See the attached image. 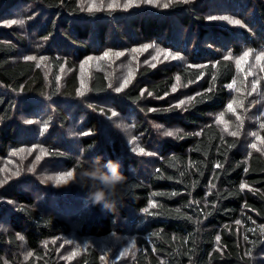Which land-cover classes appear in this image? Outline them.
Listing matches in <instances>:
<instances>
[{"label": "trees", "instance_id": "trees-1", "mask_svg": "<svg viewBox=\"0 0 264 264\" xmlns=\"http://www.w3.org/2000/svg\"><path fill=\"white\" fill-rule=\"evenodd\" d=\"M212 1L171 4L158 12L147 5L89 12L81 9L79 0H0V18L5 10L23 2L46 9L41 21H30L28 31L34 50L39 47L49 55L53 71L48 86L35 60L15 61L20 49H32L20 28L5 31L0 27V181L7 178L0 183V264H66L58 259L57 238L72 230L65 215L73 217L85 208L88 215L78 221L86 222L81 230L88 238L116 234V217L124 220L129 213L138 214L137 251L126 264H264V115L251 110L260 83L256 73L238 70L234 56L224 59L215 49L218 44L223 49L233 47L235 55L248 49L258 55L264 52V0H245L241 9L240 0H224L228 7L223 12H211ZM209 13L235 15L244 26L209 21ZM109 26L111 31H106ZM95 29L102 40L112 31V38L119 41L134 39L132 34L137 40H153L168 51L170 59L145 67L140 80L120 92L104 71H95L88 88L96 102L80 106L76 70L63 88L57 73L64 63L75 69L97 50ZM233 31L240 32L243 42L231 43L237 38ZM219 35L229 38L221 43ZM60 40L64 42L61 46ZM212 43L208 48L206 44ZM172 55L178 58L173 60ZM238 73L245 79L242 94L251 98L242 105L247 119L241 127L225 131L212 115L227 108L234 95V87L228 85L236 82ZM177 77L192 96L182 109L167 99ZM59 100L64 105L74 101L73 110L80 111L76 118L84 120L81 131L70 130L75 138L66 134L81 144V155L71 144L53 147L60 137L49 133L53 128L48 127L49 118L56 114L60 126L69 131L66 125L71 116ZM103 101L124 116L139 118L138 130L147 140L152 137L150 142L155 145L150 158L130 154L116 139L101 145L102 115H109L102 109ZM149 114L156 122L181 131L175 137L160 136L158 127L143 116ZM27 120L34 123L27 124ZM45 125L47 130L42 131ZM244 140L255 142L256 147L248 151ZM36 142L51 150L47 159L52 166L70 168L76 175L96 157L102 158V166L109 160L119 161L126 177L122 204L108 212L87 199L86 188L63 190L48 184L39 176L46 160L38 158L35 163L24 153ZM19 149L24 151L13 155ZM30 162L39 167L25 171ZM50 201L57 204L55 209ZM65 201L71 206L66 208ZM117 227L121 232L122 226ZM81 247L74 264H101L92 239Z\"/></svg>", "mask_w": 264, "mask_h": 264}, {"label": "rangeland", "instance_id": "rangeland-1", "mask_svg": "<svg viewBox=\"0 0 264 264\" xmlns=\"http://www.w3.org/2000/svg\"><path fill=\"white\" fill-rule=\"evenodd\" d=\"M242 2V6L238 9H241L244 7L245 0H240ZM95 3L97 6L96 10L98 11H105V10H115V9H131L134 8L136 5L124 8L123 4L125 0H119V7H113L109 8L108 3L110 0H104L103 6L100 7V0H86L85 3H81V0H79L80 7L83 11H88V6L91 3ZM162 2H166V0H162ZM143 6V4L139 5ZM150 9L158 11L166 10L167 8H164L162 6H156V5H147ZM227 4L224 2V0H213L211 2L210 11L216 12V11H224L226 9ZM232 7H235V5H232ZM154 8V9H153ZM36 12L38 14L36 15ZM46 12V9L41 8L39 5L30 3V2H23V4L20 6V4L16 7L9 8L6 12V10L2 13V16L0 18V27L4 28L5 31L7 29H16L20 28L23 34L27 38V42L30 45L31 49L22 48L23 51L19 50V53L17 57L14 59L22 60L25 59L26 56H34L36 57L35 62L38 66L42 67L45 76L47 78V85L49 86V79H52L53 71L51 70L52 62L51 59L48 57L49 55L43 52L42 50L38 48H35L34 50V44L32 40H30V33L28 31V26L30 21H41L43 17V13ZM211 13H209L210 16ZM36 15V16H35ZM223 16H228L231 18H238L235 15L232 14H226L223 13ZM13 19H23L25 23L23 25H11L9 26L7 24V21L13 20ZM45 21L44 19L42 22ZM42 24V23H41ZM228 25H231L228 23ZM111 26L107 28L106 31H111ZM24 30V31H23ZM114 31H112L113 33ZM235 32V33H233ZM233 35L236 34L237 38L235 41H231L232 44H237L243 42V39L240 36V32L233 31ZM110 33L111 35L109 37H105L104 40L100 39L98 36L96 29L94 32V37L97 43H99L97 50L93 54H88L87 58H84L83 60L78 62V66L74 69L73 66L64 63L63 66L60 68L59 73H57V79L58 84L61 88L64 87L66 81L72 74H74L75 70L78 73V79H79V87L77 89V95L78 100L77 103H79L80 106H83L84 103L94 104L96 101H93V95L91 94V90L88 88L92 83V77L94 76V72L97 70L104 71L109 78L113 80V86L114 89L117 87H121L122 85V91L126 90L129 85L133 83V81H139L140 76L142 74V71L147 66L155 67L157 65H163L165 62L170 59L168 51L162 47L157 42H154L153 40L146 41V40H137L136 36H134V39L129 38L125 41H119L117 38H112V36L115 35V33ZM232 35V36H233ZM220 42L223 43L225 40H227L229 37L224 38L221 35ZM99 38V39H98ZM98 39V40H97ZM213 39V38H212ZM5 40H13L12 38H9L8 36H5ZM35 43H38L37 40H34ZM198 43L197 38H195V44ZM64 42L60 40L59 45H63ZM230 44V45H232ZM145 45H153L154 47L145 48ZM208 48H212L214 44L212 43L211 46L209 44H206ZM215 49L218 50L219 54H222L223 56H228L231 54V56H234L237 60L239 59V63H237L238 70L244 69L245 71H252L257 74L258 81L260 83V91L258 92V96L253 102L251 109L254 113H264V80L261 83L260 77L263 79L264 77V58L257 60L256 57L258 56L257 53H250L249 58H242L243 53L240 52L237 55L234 54V51H231L233 47L230 49H223L218 44L215 45ZM135 50V51H134ZM33 51V52H32ZM108 53V56H105L104 54ZM117 53H122V55H117ZM167 54V59H165V55ZM59 56L61 54L58 53ZM210 61L215 60V58L209 59ZM197 62V61H194ZM125 81H127L125 85ZM138 82H135V85ZM245 84V79L238 73V77L236 79V82L233 84L234 87V95H232L229 99V103L235 101L233 103V109L234 111H230L228 108L222 109L218 114L215 113L212 115L214 120H217L221 123V126L223 130L225 131H232L231 129L233 127H241L242 122H244L247 118L243 116V110L242 105L243 103L251 98H249L246 95H243V85ZM238 85V86H237ZM240 85V87H239ZM83 92V95H80V93ZM117 92V91H116ZM168 100L173 99L174 102L180 104L181 101H185L183 105H181V109L186 107V105L189 103V101L192 99V96L190 93H186V91L183 88V84L181 80H177L175 86L172 89L171 95L167 96ZM106 99V98H103ZM111 100V99H109ZM99 101V100H98ZM105 102V101H103ZM59 103H61V107L65 113H69L70 120L67 126L68 130L65 129V127H61L59 124V119L56 117V114L54 116H51L49 118V125L52 126V130L49 133L56 132L59 134L60 141L57 142V145H53V147L57 148L60 143H67L71 144L73 146V149L78 152L79 155H81L82 148L81 144L77 143V141H74L71 138H75V135L72 133V135H69L71 132L70 130L73 128V131H81L83 126V119L78 120L76 118V115L80 114V111L75 107V102L70 101L66 103L65 105L62 104L61 100H59ZM53 104L57 105L55 102ZM59 105V104H58ZM58 107V106H57ZM250 108V107H249ZM104 111L106 110L109 115L103 114L102 115V126H100V131L102 132V142L101 145L104 146L105 144H110L113 140H119L121 143H123L126 147V150L136 156H140L137 152H134L132 149L136 145H139L140 147L144 148L145 150H148L146 156L150 158L154 154V143L152 140V137L146 139L147 137L141 134V132L137 128V123L139 121V118L134 115H128L124 116L118 110L116 107H114L113 104H110L109 102H105L102 108ZM55 111V109H52ZM102 110V111H103ZM105 111V112H106ZM115 112L117 115L113 116L112 113ZM146 118V122L150 121L155 127L159 125L158 132L162 133L160 136L163 135L164 131H172L174 132L173 136L175 137L178 132L181 131V129L177 126H168L164 125L160 122H156L153 117L149 115H143ZM222 116V118H221ZM239 117V119H237ZM34 121V120H33ZM232 127V128H231ZM180 130V131H179ZM69 133V134H68ZM76 133V132H74ZM69 135L71 138H69ZM135 137V141L133 143H130L132 138ZM242 139V138H241ZM257 139L254 141L256 142ZM70 141V143L68 142ZM253 141L244 140V144L246 146V149L249 151L253 147H251L252 144H255ZM51 149V148H50ZM264 152V148L261 149ZM50 151L48 148H45L41 145L40 142H36V144H33L29 147L28 150H25L24 153L29 155V161L33 160V162L37 161L38 158H42L46 160V163L42 164L40 166L41 170H39V176L44 179L48 184L52 185L53 187L57 189H67V190H78L80 186L78 184L74 183V179L76 177V174L73 173V178L67 180L66 183H57L55 179L48 180L47 177H57L62 173H66L68 171H72L70 168L62 167L61 165L56 164L55 166H52L50 164V160L47 159V157L50 156ZM141 159V158H140ZM48 160V161H47ZM33 162H30L29 164L24 166L25 171H31L39 166L34 164ZM49 162V163H48ZM40 165V164H39ZM27 169V170H26ZM73 172V171H72ZM136 172V171H135ZM140 173V172H138ZM49 205L51 206V209H55L57 207L56 205H52V201L49 202ZM64 205L66 208L70 207V203L65 201ZM63 207V206H61ZM64 209V208H63ZM65 211H69V209H65ZM93 213V211H90ZM79 215V216H78ZM88 215L87 209L84 210L81 209L79 214H74L73 217H69V215H65L67 217V220L69 223L72 224V230L69 234L60 235L57 238L58 241V247H57V253H58V259L64 261L66 264H74L77 260H79L81 251H82V245L84 244L86 239H92V242L95 244L96 249L99 251L101 264H126L128 263L132 256L136 254L137 251V244L135 241V237L140 232L139 220H138V214L137 213H129L128 216L123 220L120 217H116L114 219L116 228L119 229L117 226H122L121 232H117L115 230L114 232L116 234L110 233L106 237L101 238H88L87 234H84L82 232V228L86 225V222L80 224L78 219L81 217H85ZM129 217V218H128ZM89 218V216H88ZM83 225V226H82ZM95 241V242H94Z\"/></svg>", "mask_w": 264, "mask_h": 264}, {"label": "clouds", "instance_id": "clouds-1", "mask_svg": "<svg viewBox=\"0 0 264 264\" xmlns=\"http://www.w3.org/2000/svg\"><path fill=\"white\" fill-rule=\"evenodd\" d=\"M101 159V157H96L88 167L81 168L74 183L81 188L88 189L87 199L93 205H100L103 210L115 212L124 199L122 189H124L126 177L120 171L119 161L109 160L102 166ZM104 168L107 171H104Z\"/></svg>", "mask_w": 264, "mask_h": 264}, {"label": "snow or ice", "instance_id": "snow-or-ice-1", "mask_svg": "<svg viewBox=\"0 0 264 264\" xmlns=\"http://www.w3.org/2000/svg\"><path fill=\"white\" fill-rule=\"evenodd\" d=\"M86 0H81V3H85ZM191 0H166V2H162V0H125L124 4H123V7L124 8H129V7H132L134 5L136 6H139L141 4L143 5H156V6H162L164 8H168L169 5L171 4H176V3H181V4H187V3H190ZM103 3H104V0H100V7L103 6ZM120 4H119V0H110V2L108 3V7L109 8H113V7H119ZM97 6L95 5V3H91L89 4L88 6V11L91 12V11H94L96 10ZM209 21H227L229 24H232V25H239L241 27H243V22L239 19H235V18H231V17H228V16H209L207 18ZM25 23V21L23 19H13V20H10V21H7V24L9 26L11 25H23ZM145 48H149V47H154L153 45H145L144 46ZM135 51V50H134ZM253 50L252 49H248L247 51H245L243 53V57L242 58H247L249 56V54L252 52ZM105 56H108V53H105L104 54ZM117 55H122V53H117ZM173 60L177 59L178 58V55H172L171 57ZM231 58V54H229L228 56H225L224 59H230ZM264 58V52H261L257 57L256 59L257 60H260ZM26 60H35L36 57L34 56H26L25 57ZM165 59H167V54L165 55ZM237 63H239V59L237 60ZM177 80H179V77H177ZM127 81H125V85H126ZM124 85H122L121 87H117L115 89V91L117 92H120L122 91V88H123ZM229 88L233 87V85H228ZM253 88H255V86H253ZM149 95H151V93H148ZM80 95H83V92L80 93ZM185 103V101H181L180 104L176 105L175 107L179 108L181 105H183ZM233 103H235V101L233 102H230L228 105H227V108L230 110V111H234L233 109ZM150 111H155L154 109H151ZM113 116L117 115L115 112L112 113ZM261 115H264V113H262ZM222 118V116H221ZM237 119H239V117H237ZM25 123L27 124H33L34 121L32 120H27L25 121ZM157 127L159 128L160 126L157 125ZM262 127H264V125H262ZM47 130V125H45L44 129L42 131H46ZM88 133H85V135H87ZM163 135L165 136H173L174 135V132L172 131H164ZM231 135L235 136L237 135V133L233 132L231 133ZM253 135H255V133H253ZM135 137L132 138V140L130 141V143H133L135 141ZM251 147L255 148L256 145L255 144H252ZM134 152H137L138 154H147L145 153V149L140 147L139 145H136L135 147H133L132 149ZM17 151L19 152H23L24 149H19V150H16L13 152V155H16ZM73 178V172L72 171H68L66 173H62L60 174L59 176L57 177H47L46 179L48 180H52V179H55L57 183H66L67 180L69 179H72ZM7 180V178L5 179V181H0V183H5ZM246 187L245 185H241V188H244ZM145 211H147V209H145ZM237 223H239V221H237ZM217 240H219V237H217ZM31 255V254H29Z\"/></svg>", "mask_w": 264, "mask_h": 264}]
</instances>
